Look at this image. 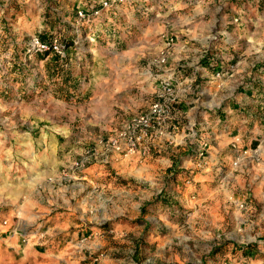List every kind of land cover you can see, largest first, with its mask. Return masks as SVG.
<instances>
[{"label":"rangeland","instance_id":"obj_1","mask_svg":"<svg viewBox=\"0 0 264 264\" xmlns=\"http://www.w3.org/2000/svg\"><path fill=\"white\" fill-rule=\"evenodd\" d=\"M34 37L66 48L27 53ZM254 79L264 103V0H0V264L263 259L264 143H220L229 122L213 116ZM157 102L171 111L152 125L146 155L105 163L103 143ZM115 158L126 193L99 201L122 208L131 194L119 216L131 228L103 219L69 246L74 259L43 252L39 199L73 192Z\"/></svg>","mask_w":264,"mask_h":264},{"label":"crops","instance_id":"obj_2","mask_svg":"<svg viewBox=\"0 0 264 264\" xmlns=\"http://www.w3.org/2000/svg\"><path fill=\"white\" fill-rule=\"evenodd\" d=\"M205 66L207 67L206 64ZM257 86V81L255 79L254 82L241 85L237 94L233 96V99L226 103L223 108L216 111V113L220 115H213L221 119L226 118L227 122H229L226 128L220 130V135H218V132H215L216 137H221L219 140L220 143L231 142L233 139L239 137V139H243L244 146H251L253 144L257 146L260 144L261 146L263 145L264 117L261 118V126H258L259 122L257 119L259 117L258 115L264 116V103L258 100L259 96L256 97L257 99H254L255 96H257L254 91ZM257 90L259 91L258 88ZM221 121L222 120H218L217 124L221 123ZM254 125L256 126L255 130H251ZM217 150H220V154H218L223 156L225 148L220 149L218 147ZM262 155L264 157V149L262 150ZM110 168H113L115 171L111 172ZM110 168L107 166L91 167L83 172L84 176L82 179H84V181L79 183V189L76 188L71 193L57 192L55 193L56 197L51 196L52 199L47 195H44V199H39L36 207V221L38 222L36 224V230L42 236L38 244L44 248L43 252L58 255L68 251L71 249V247H69L70 245H73L81 239L86 240L89 233L92 232V236L96 235V230H98L100 221L103 219L110 222L113 221L112 224L115 226L131 228L127 221L119 217L121 210H124L122 212H128V210H130L129 205H131L134 199L131 194L123 196L125 198L120 197L119 202L122 208L118 207V205H114V203L111 207L106 202L103 203L99 201L100 197H104L105 195L109 196L110 194L116 195L122 192L126 193V186L124 184L117 185L115 182L116 179L112 177V173H116L123 178L125 177V175H123V161L121 159H116ZM20 241V237L13 236L11 243L13 248L15 244H19ZM35 251L43 254V252H39L38 249H35ZM75 251L74 249L70 250V253L73 252L71 253L73 256L72 259H74ZM263 259L258 260L252 258V256H248L244 260L245 264H264Z\"/></svg>","mask_w":264,"mask_h":264},{"label":"built area","instance_id":"obj_3","mask_svg":"<svg viewBox=\"0 0 264 264\" xmlns=\"http://www.w3.org/2000/svg\"><path fill=\"white\" fill-rule=\"evenodd\" d=\"M82 16V13H80ZM27 53L32 52H52L62 55V50L66 47L58 40L54 39L51 43L42 40L40 37H34L31 41ZM60 49V50H59ZM61 51V52H60ZM171 111V105L166 103H154L150 111L135 119L134 124L126 131L117 132L107 142L103 143V151L105 153V163H109L110 156L112 155H126L132 156L138 152H142L146 155L149 151L146 147L147 140L150 138L149 132L153 124L160 125V123L168 116ZM97 159V157H96ZM92 157L83 158L75 163L72 167L74 171H80L85 169L91 164ZM190 183V182H188ZM222 264H231L229 261Z\"/></svg>","mask_w":264,"mask_h":264},{"label":"trees","instance_id":"obj_4","mask_svg":"<svg viewBox=\"0 0 264 264\" xmlns=\"http://www.w3.org/2000/svg\"><path fill=\"white\" fill-rule=\"evenodd\" d=\"M54 39H58V37H53L49 42L51 43ZM59 40V39H58ZM60 41V40H59ZM48 42V41H47ZM61 42V41H60ZM251 257V256H250ZM253 257V256H252ZM254 258V257H253ZM228 260H224L222 263L227 262Z\"/></svg>","mask_w":264,"mask_h":264}]
</instances>
